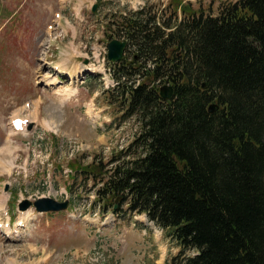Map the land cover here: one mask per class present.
Instances as JSON below:
<instances>
[{"label":"trees","instance_id":"trees-1","mask_svg":"<svg viewBox=\"0 0 264 264\" xmlns=\"http://www.w3.org/2000/svg\"><path fill=\"white\" fill-rule=\"evenodd\" d=\"M211 9L109 14L126 48L104 93L137 127L105 161L67 164L98 184L101 210L121 197L161 227L179 247L167 264H264V0Z\"/></svg>","mask_w":264,"mask_h":264},{"label":"rangeland","instance_id":"rangeland-1","mask_svg":"<svg viewBox=\"0 0 264 264\" xmlns=\"http://www.w3.org/2000/svg\"><path fill=\"white\" fill-rule=\"evenodd\" d=\"M166 1L0 0V204L5 198L11 215L5 228L0 208V264H167L177 253L175 242L143 213L128 211L121 197L112 201L121 202L117 212H101L92 201L98 184L67 164L95 155L105 161L133 137L136 119L104 93L114 83L105 32L117 38L108 17L141 6L160 17ZM187 1L215 10L233 0ZM15 113L29 117L28 128L12 132ZM38 196L69 203L38 211L31 204ZM21 198L30 206L20 217Z\"/></svg>","mask_w":264,"mask_h":264},{"label":"water","instance_id":"water-1","mask_svg":"<svg viewBox=\"0 0 264 264\" xmlns=\"http://www.w3.org/2000/svg\"><path fill=\"white\" fill-rule=\"evenodd\" d=\"M95 4L92 8L94 10ZM126 46V43L123 40L118 39H111L109 40L105 47H106V57L109 61H118L121 57V54ZM173 93L171 85L162 84L159 86L158 94L161 98L168 99L171 97ZM216 106V103H210L208 105V111H211ZM68 203V199L65 198L63 200H56L49 196H40L35 198L31 204L35 207L36 210L39 211H46V210H60L66 207ZM30 204L26 198L22 199L18 207L24 208Z\"/></svg>","mask_w":264,"mask_h":264},{"label":"bare ground","instance_id":"bare-ground-1","mask_svg":"<svg viewBox=\"0 0 264 264\" xmlns=\"http://www.w3.org/2000/svg\"><path fill=\"white\" fill-rule=\"evenodd\" d=\"M69 54H70V53H69ZM66 55L68 56V54H66ZM59 66H60V65H56V66H55V69H59ZM75 70H76V69H75ZM11 130H12V132L14 131L12 128H11ZM1 207H2V205H1ZM22 213H23V212H22ZM22 213H20V215H22ZM23 215H24V214H23ZM20 217H21V216H20ZM20 217H19V218H20ZM23 217H24V216H23ZM16 230H17V229H16ZM16 232H17V231H16Z\"/></svg>","mask_w":264,"mask_h":264}]
</instances>
